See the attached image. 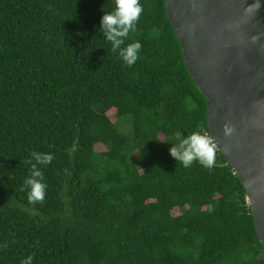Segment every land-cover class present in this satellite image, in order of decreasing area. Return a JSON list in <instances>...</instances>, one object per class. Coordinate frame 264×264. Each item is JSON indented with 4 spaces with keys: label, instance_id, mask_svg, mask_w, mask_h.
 Here are the masks:
<instances>
[{
    "label": "trees",
    "instance_id": "1",
    "mask_svg": "<svg viewBox=\"0 0 264 264\" xmlns=\"http://www.w3.org/2000/svg\"><path fill=\"white\" fill-rule=\"evenodd\" d=\"M140 3L128 67L99 30L113 0H0V264H264L219 150L211 169L169 154L210 136L207 102L166 1ZM34 151L54 159L39 166L44 201L29 204Z\"/></svg>",
    "mask_w": 264,
    "mask_h": 264
},
{
    "label": "water",
    "instance_id": "2",
    "mask_svg": "<svg viewBox=\"0 0 264 264\" xmlns=\"http://www.w3.org/2000/svg\"><path fill=\"white\" fill-rule=\"evenodd\" d=\"M211 138L248 196L264 252V0H165ZM233 131L225 135L224 126Z\"/></svg>",
    "mask_w": 264,
    "mask_h": 264
},
{
    "label": "clouds",
    "instance_id": "3",
    "mask_svg": "<svg viewBox=\"0 0 264 264\" xmlns=\"http://www.w3.org/2000/svg\"><path fill=\"white\" fill-rule=\"evenodd\" d=\"M262 6V0H254L246 11H257ZM140 0H113V9L103 13L99 30H103L105 39L111 44V52L118 54L125 66H133L142 48L139 41L124 46V38L130 31L136 30L137 22L143 12ZM233 129L225 125V135H230ZM169 154L183 167H190L194 161L199 162L205 168L211 169L216 161L217 146L207 134L193 131L191 134L179 138L178 143L171 144ZM52 153L32 152L25 160L30 166L29 175L24 179L21 191L26 192L29 204L43 202L46 196L47 184L44 183V173L39 166H48L52 163ZM248 199V198H247ZM249 203V201H248ZM6 247V245H0ZM33 256L25 257L21 264H33Z\"/></svg>",
    "mask_w": 264,
    "mask_h": 264
},
{
    "label": "rangeland",
    "instance_id": "4",
    "mask_svg": "<svg viewBox=\"0 0 264 264\" xmlns=\"http://www.w3.org/2000/svg\"><path fill=\"white\" fill-rule=\"evenodd\" d=\"M113 117V116H112ZM115 119V118H114ZM127 129V128H126ZM129 129V128H128ZM174 214H176V215H178L179 214V212L178 211H175V213Z\"/></svg>",
    "mask_w": 264,
    "mask_h": 264
}]
</instances>
